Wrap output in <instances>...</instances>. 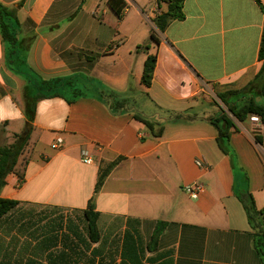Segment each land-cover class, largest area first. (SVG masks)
Masks as SVG:
<instances>
[{"label": "crops", "instance_id": "1", "mask_svg": "<svg viewBox=\"0 0 264 264\" xmlns=\"http://www.w3.org/2000/svg\"><path fill=\"white\" fill-rule=\"evenodd\" d=\"M0 1L18 8L31 68L44 78L76 75L87 91L74 102L38 100L29 121L27 83L7 67L0 34V145L29 135L0 190L18 201L0 217V264H264L241 201L249 191L264 208L258 131L236 121L225 153L210 121L220 109L200 106L211 88L242 89L259 72L264 11L256 0H183L185 17L163 32L155 19L167 2L126 0L120 18L108 0ZM153 30L160 43L142 48ZM149 54L157 63L146 86ZM101 83L128 94L143 115L166 118L162 136L133 112L114 114ZM178 113L185 118L169 119ZM195 181L205 184L197 199L184 190ZM91 200L96 241L84 217ZM160 221L166 228L153 246Z\"/></svg>", "mask_w": 264, "mask_h": 264}, {"label": "trees", "instance_id": "2", "mask_svg": "<svg viewBox=\"0 0 264 264\" xmlns=\"http://www.w3.org/2000/svg\"><path fill=\"white\" fill-rule=\"evenodd\" d=\"M256 1L264 11L262 1ZM108 4L120 18L123 17L124 10L127 7L126 0H108ZM167 4V10L163 11L155 19L156 27L160 32L165 31L174 19H183L185 17L182 10L183 0H168ZM17 12V7L8 6L0 1V34L6 46V64L11 71L22 76L27 83L25 112L29 121H32L36 113L38 100L62 96L68 102H74L85 96L87 91L79 84L76 75L44 78L31 68L27 57L28 47L24 44L25 38L21 37L22 24ZM153 42L160 43L159 35L155 30L151 32L149 39L141 47L149 49ZM259 59L262 61L261 68L254 80L246 87L217 92L218 97L229 112L221 107L210 121L218 129V143L225 153L228 152L231 129L236 127V121L246 122L250 120L252 114H257L264 120V29L259 49ZM156 63L157 55L149 54L144 64L142 76V83L146 86L152 84ZM102 87L105 88L103 101L107 103L114 114L133 112L134 117L147 126L151 135L154 137L162 136L168 121L166 118L160 115H143L137 110L130 96H127L128 94L104 85ZM185 116L186 113H178L174 117L169 116V119L175 122L183 120ZM28 137V134L16 135L13 142L0 145V190L6 183L7 175L16 170L19 157L26 147ZM255 137L257 142L262 143L263 137L260 133H257ZM119 160L120 158L101 170L96 190L100 189L106 177ZM241 201L253 230L255 248L264 258V208L257 207L255 198L249 191L241 196ZM17 203L18 201L15 199L0 196V217L13 209ZM84 217L87 220L90 239L92 241L98 240L100 237L98 228L99 212L96 210L93 200L89 202L88 207L84 210ZM166 224L164 221H160L157 224L150 241L151 245L156 246L158 244Z\"/></svg>", "mask_w": 264, "mask_h": 264}, {"label": "built area", "instance_id": "3", "mask_svg": "<svg viewBox=\"0 0 264 264\" xmlns=\"http://www.w3.org/2000/svg\"><path fill=\"white\" fill-rule=\"evenodd\" d=\"M159 3H166L168 0H155ZM250 121L253 123L254 127L257 129L258 133H260L263 137V141L261 143V146L264 148V120L257 114H252L250 116ZM63 139L61 137L57 138L56 141L53 143L54 148H60L63 146ZM81 159L85 163H92L93 158L89 155L87 151L81 152ZM198 164L201 166H205L204 162L199 160ZM205 184L199 181H195L191 184H187L184 187V190L186 193H188L191 197L197 199L201 193V191L204 189Z\"/></svg>", "mask_w": 264, "mask_h": 264}, {"label": "rangeland", "instance_id": "4", "mask_svg": "<svg viewBox=\"0 0 264 264\" xmlns=\"http://www.w3.org/2000/svg\"><path fill=\"white\" fill-rule=\"evenodd\" d=\"M219 90H218V88H211V90H210V92H209V94L207 95V99L210 101L209 103L208 102H205V103H202L200 106L202 107V108H208V109H212V108H214V109H217V110H219L221 107H223L227 112H229L228 111V109L226 108V106H225V104L221 101V99L218 97V95H217V92H218ZM129 93L131 94L132 93V91H129ZM132 94H134V92L132 93ZM134 95H136V93L134 94ZM257 133L258 132H255L254 133V136H256L257 135ZM256 138V137H255ZM39 213V212H38ZM42 222V219H40V223Z\"/></svg>", "mask_w": 264, "mask_h": 264}]
</instances>
